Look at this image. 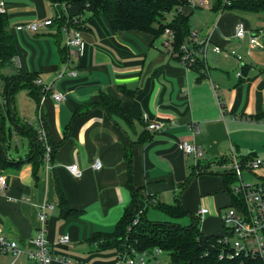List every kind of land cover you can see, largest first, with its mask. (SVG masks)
<instances>
[{
    "label": "crops",
    "instance_id": "1",
    "mask_svg": "<svg viewBox=\"0 0 264 264\" xmlns=\"http://www.w3.org/2000/svg\"><path fill=\"white\" fill-rule=\"evenodd\" d=\"M204 2L202 8H182L192 32L237 56L210 48L201 73L173 57L164 36L115 31L105 17L90 13L83 20L87 47L79 59L59 21L36 34L18 29L50 20L55 4L63 2L0 0L17 47L13 74L34 75L65 97L57 102L48 94L40 105L25 86L19 89L15 112L19 127L6 115V155L14 165L0 170L8 182L6 190L0 186V237L30 248L41 228V206L48 204L54 208L47 212L45 238L53 253L68 261L52 264H115L117 251L101 250L95 240L114 232L133 201L132 184L150 221L149 208L160 212L155 204L179 200L187 215L200 219L205 236L224 234L221 215L233 204L227 184L231 186L234 153L241 161H264V50L252 48L248 37L234 36L243 23L263 38L264 15L221 11L218 0ZM68 59L78 75L58 78ZM144 115L163 128L149 130ZM42 123L55 152L51 168L44 164L35 175L30 131ZM182 142L201 146L203 158L194 162L187 157L179 148ZM96 160L100 170L94 168ZM74 165L82 171L80 178L69 170ZM260 175L264 179V171ZM59 191L74 214L61 209ZM201 208L209 210L202 219ZM63 235L70 237L68 245L58 243ZM13 258L0 251V264H12ZM21 258V264H34Z\"/></svg>",
    "mask_w": 264,
    "mask_h": 264
},
{
    "label": "trees",
    "instance_id": "2",
    "mask_svg": "<svg viewBox=\"0 0 264 264\" xmlns=\"http://www.w3.org/2000/svg\"><path fill=\"white\" fill-rule=\"evenodd\" d=\"M54 1L69 4L70 12L73 15L90 13L93 16L105 17L115 31H138L157 38L163 36L166 29H170L174 33L173 52L177 54H181L183 45L190 44L192 33L190 18L179 12L180 7L186 5L182 0ZM230 1L231 5L226 6L225 10L264 15V0ZM222 4L223 0H218L216 8L221 9ZM168 16L172 18L168 20ZM14 57H17L15 39L9 28L7 15H0V77L2 76V67L14 65L12 61ZM176 59L179 61L180 58L176 57ZM190 68L202 73L206 69L205 61L198 59ZM3 79L5 103L3 104V115L0 118V170H6L14 165L6 155L8 137L4 121L5 115H11V118L15 119L14 125L19 127L14 111V93L22 87L30 86V93L37 101H40L42 95L41 87L35 84L37 77L34 75H24L16 71L11 76L3 77ZM22 127L27 129L25 126ZM30 136L33 139L34 151L29 160L33 162L36 175L39 167L44 165L45 146L39 142L37 131L33 133L30 131ZM49 143L53 147V159L55 146L50 140V136ZM248 161L242 160L243 163ZM224 176L229 178L231 174L227 173ZM227 185L230 191L231 186ZM131 189L133 190V201L126 209L114 232L95 240L99 244V249H115L120 252L128 248H134L136 251L150 254H154L153 252L159 249L170 257L173 264H264V259L231 257L222 254L219 246L221 235L205 236L200 228V219L196 216L191 215L192 222L185 227L173 222L158 223L150 221L146 218L147 208L142 203L134 184L131 185ZM59 193L61 194V209L66 210L67 216L74 214L73 210L67 207V201L62 192L59 191ZM232 200H235V198L233 197ZM154 206L172 219L187 215L179 200L173 205L158 203ZM140 210H144L143 214L139 217V222L134 225L133 222Z\"/></svg>",
    "mask_w": 264,
    "mask_h": 264
},
{
    "label": "built area",
    "instance_id": "3",
    "mask_svg": "<svg viewBox=\"0 0 264 264\" xmlns=\"http://www.w3.org/2000/svg\"><path fill=\"white\" fill-rule=\"evenodd\" d=\"M193 8L205 7L204 0H182ZM223 7L221 11H224L226 6L231 5L230 0H223ZM180 7L179 12L182 13ZM7 11L4 4H0V15H6ZM86 14H71L70 6L67 3H56L55 12L50 20L46 22H36L29 25L21 26L18 29L22 31H29L36 34L42 27H45L52 22L59 21L61 24V30L67 36V45L70 48L72 54L75 57L81 58L84 56L87 43L83 33V20ZM165 41L164 47L170 50L173 57H179L181 62L186 67L190 68L198 59L203 60L208 49H212L217 54H222L226 57L237 56L236 51H224L219 46H211L209 39H201L197 32H192L190 36V44L183 45L181 47V54L173 52L174 33L170 29H166L163 34ZM235 38L238 40H246L248 37L249 44L252 48L264 50V37L261 38L256 34H252L245 29L243 23H239L235 29ZM241 57H238L240 60ZM16 65L18 60L16 57L12 60ZM76 77L78 72L71 67V61L68 59L64 62V66L58 74V78L64 76ZM238 76H241L239 73ZM36 84L41 87L42 95L40 105H43L44 99L48 94H52V98L61 102L64 100V95L59 93H53L52 83H45L41 79L36 80ZM143 121L147 124V127L151 131H159L163 128L162 123H151L147 115L143 116ZM43 122V120H42ZM38 140L45 146L44 164L47 168H51L53 147L49 143V135L44 124H41L40 129L37 131ZM180 150L187 156L192 157L194 162L200 161L204 156V150L201 146L195 145L189 142H182L179 145ZM102 167L100 160H96L94 168L100 170ZM70 172L76 178L82 176V171L78 166H70ZM231 170L233 176L240 178L241 184L230 187V192L235 198L233 204L229 210L221 215V220L225 229L219 241L221 253L229 255L231 257H248L253 259H264V179L260 175L264 171V161L258 158L252 159L247 163H243L239 160L234 153ZM251 172L258 176L260 182L253 185H248L243 182V172ZM0 186L2 190L8 188L7 178L4 175L0 176ZM147 208V205H145ZM54 207L48 204L41 206L39 212V220L41 228L30 239V248L21 247L17 242L9 241L5 237H0V251L3 254H12L16 261L23 255L26 256L28 261L34 262V264H52L53 262H68L65 258L55 255L50 248L49 242L45 238V226L47 224L48 211ZM144 210H140L138 216L134 220L133 224L136 225L139 222V217L143 214ZM209 213L207 208H201L199 216L202 219ZM70 237L63 235L59 238L58 243L61 245H68L70 243ZM154 256H159L163 252L156 249L153 252ZM150 255L148 252H139L134 248H128L126 250L117 252L115 264H148L147 258Z\"/></svg>",
    "mask_w": 264,
    "mask_h": 264
},
{
    "label": "rangeland",
    "instance_id": "4",
    "mask_svg": "<svg viewBox=\"0 0 264 264\" xmlns=\"http://www.w3.org/2000/svg\"><path fill=\"white\" fill-rule=\"evenodd\" d=\"M209 6V5H207ZM172 17L171 16H168V20H170ZM15 68L11 65H6L4 67H2L1 69V77H0V118L1 116L3 115V104L5 103V95H4V89H5V84H4V79L3 77H8V76H11L13 74V72L15 71L14 70ZM22 90H17L14 95H13V102H14V108H15V112L17 111L18 112V104H17V100L20 99V92ZM6 116V115H5ZM8 117H6V119L4 120L5 121V130H6V133H7V128H9V123H8ZM30 119V118H28ZM7 120V121H6ZM23 120V118H22ZM31 122L32 123H35L36 124V120H32L31 119ZM8 137L10 136L9 133H7ZM243 182L245 184H248V185H253V184H257L260 182L258 176H256L254 173H251V172H246L244 171L243 172ZM234 184V185H240L241 184V181H240V178L237 177V176H233L232 180H231V185ZM155 214L160 216V218H156L155 217ZM148 217L153 220V221H160V222H163L164 220H167V221H170V222H173V223H176V224H179L181 226H188L191 224L192 222V216L191 215H187L185 217H182V218H178V219H172L156 210H154L153 208H149L148 209ZM161 217L163 219H161ZM21 258V257H20ZM18 259V263L17 264H21L19 263L21 261V259ZM14 259V258H13ZM27 263H29L28 261H26ZM147 263L148 264H173L170 257L165 254V253H162L161 255L159 256H154L153 254H150L147 258ZM23 264V263H22Z\"/></svg>",
    "mask_w": 264,
    "mask_h": 264
}]
</instances>
